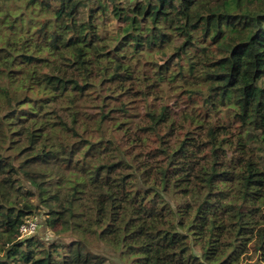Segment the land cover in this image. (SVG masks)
<instances>
[{
    "label": "trees",
    "instance_id": "trees-1",
    "mask_svg": "<svg viewBox=\"0 0 264 264\" xmlns=\"http://www.w3.org/2000/svg\"><path fill=\"white\" fill-rule=\"evenodd\" d=\"M9 1L0 50L62 68L4 93L0 264H264V0Z\"/></svg>",
    "mask_w": 264,
    "mask_h": 264
},
{
    "label": "rangeland",
    "instance_id": "rangeland-1",
    "mask_svg": "<svg viewBox=\"0 0 264 264\" xmlns=\"http://www.w3.org/2000/svg\"><path fill=\"white\" fill-rule=\"evenodd\" d=\"M9 7L14 11L24 10L22 0L9 1ZM8 7V6H7ZM107 28L111 32L114 29L120 28V24L113 18L107 21ZM63 53L72 55V50L64 48ZM10 55L0 50V110H3L6 106L5 91H9L16 99L25 101L23 104L25 107L31 106L36 109L33 105V101L27 97V93L22 86V82L26 76L39 75L40 73L49 74L50 71H57L62 68V64L59 60L46 61L44 63L38 62H26L21 58L10 60ZM38 111V110H37ZM29 219L35 220L38 224V229L30 235H42L46 240L63 239L68 241L69 236L67 234H56L50 229L45 228L44 219L45 214L43 211H39L36 214L29 217ZM99 249V248H97ZM104 251L108 259V264H135V256L130 253H123L120 250L114 249L110 245L104 246ZM195 252L199 253V248H195Z\"/></svg>",
    "mask_w": 264,
    "mask_h": 264
},
{
    "label": "built area",
    "instance_id": "built-area-1",
    "mask_svg": "<svg viewBox=\"0 0 264 264\" xmlns=\"http://www.w3.org/2000/svg\"><path fill=\"white\" fill-rule=\"evenodd\" d=\"M38 229V224L35 220L29 219V217L22 223L20 231L22 236H29Z\"/></svg>",
    "mask_w": 264,
    "mask_h": 264
}]
</instances>
